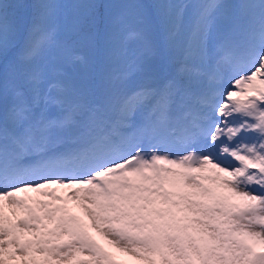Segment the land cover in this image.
<instances>
[{"label":"snow or ice","instance_id":"obj_1","mask_svg":"<svg viewBox=\"0 0 264 264\" xmlns=\"http://www.w3.org/2000/svg\"><path fill=\"white\" fill-rule=\"evenodd\" d=\"M117 254L264 264V0H0V264Z\"/></svg>","mask_w":264,"mask_h":264},{"label":"rangeland","instance_id":"obj_2","mask_svg":"<svg viewBox=\"0 0 264 264\" xmlns=\"http://www.w3.org/2000/svg\"><path fill=\"white\" fill-rule=\"evenodd\" d=\"M58 191H61L62 192V190H59V189H58ZM27 195H35V194L34 193H28ZM76 214L77 215H80L79 212H77ZM92 235H93V238L97 241V243H99L102 247H104L106 251L113 252V253L115 252V250L112 249L110 246H108L107 243L101 237H99L96 233L93 232ZM117 257L118 258H121V259H127V260H129L130 261V264H135V262L131 261V258L123 257L120 254H117Z\"/></svg>","mask_w":264,"mask_h":264}]
</instances>
